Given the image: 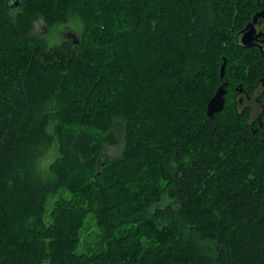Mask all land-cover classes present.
Instances as JSON below:
<instances>
[{
  "label": "trees",
  "instance_id": "obj_1",
  "mask_svg": "<svg viewBox=\"0 0 264 264\" xmlns=\"http://www.w3.org/2000/svg\"><path fill=\"white\" fill-rule=\"evenodd\" d=\"M257 7L0 0V264H264V84L256 116L206 114L222 81L264 77L236 44ZM38 19L81 35L50 44Z\"/></svg>",
  "mask_w": 264,
  "mask_h": 264
},
{
  "label": "rangeland",
  "instance_id": "obj_2",
  "mask_svg": "<svg viewBox=\"0 0 264 264\" xmlns=\"http://www.w3.org/2000/svg\"><path fill=\"white\" fill-rule=\"evenodd\" d=\"M33 32L43 34L47 32L46 38L50 42V44L57 43L61 41L63 38H68L67 34H72L73 38L79 37L81 35V25L79 21L77 20H71L67 24L63 25H57L55 27H52L49 29V31H45V26L41 20H37V22H34L33 24ZM233 93L228 91V102L231 101V96ZM54 124H50L47 127V131H52ZM123 146V141L121 138L118 139V142L114 146H108L106 147V154L109 156H116L121 151V148ZM58 157V143L55 139L52 144L44 151L42 152V155L38 159L37 162V171L41 173L43 176H46L48 174V168L50 164H52L55 159ZM168 200L164 199L163 203H167ZM95 232H97L96 228L94 227V224L92 222H89L88 227L85 229L83 236H82V244L86 245L87 243H91L93 235H95Z\"/></svg>",
  "mask_w": 264,
  "mask_h": 264
},
{
  "label": "flooded vegetation",
  "instance_id": "obj_3",
  "mask_svg": "<svg viewBox=\"0 0 264 264\" xmlns=\"http://www.w3.org/2000/svg\"><path fill=\"white\" fill-rule=\"evenodd\" d=\"M256 3L258 7L252 11V14L247 22L251 21L256 13L258 14L259 12L264 11V0H256ZM254 30H255L256 38L254 40L253 46L251 47L243 46L241 44L242 34H240L239 32L236 35V44L242 48L256 49L258 51V54L262 57V60L264 61V16H260V15L256 16V20L254 23ZM222 83H227V82L222 81ZM227 84L225 87L226 88L225 97L226 98L228 97V91H230L231 93H233L231 97L237 110L241 111V109L242 110L249 109L251 111V114L253 113V115L256 116L257 110L260 108L257 94H259V92H261L262 90L264 84V77L259 78L255 83V85L249 87L248 85L244 87L242 86V84L237 83L235 86L231 87V89L230 87L228 89Z\"/></svg>",
  "mask_w": 264,
  "mask_h": 264
},
{
  "label": "water",
  "instance_id": "obj_4",
  "mask_svg": "<svg viewBox=\"0 0 264 264\" xmlns=\"http://www.w3.org/2000/svg\"><path fill=\"white\" fill-rule=\"evenodd\" d=\"M8 2L11 3L13 7L18 6L19 4L22 3V0H8ZM264 16V11L259 12L258 14L256 13L252 20L247 22L244 27L239 31L241 35V44L246 47H251L253 46L254 40L256 38L255 30H254V23L256 20V16ZM67 37H71L70 34H67ZM73 43H76L75 41ZM226 66V59L223 58V61L220 65L219 68V78L222 79L224 77V70ZM227 83H222L220 84L215 93L212 95V97L209 99L207 106H206V114L209 118H213L214 115L218 112H220L225 104V94H226V86ZM259 127H262L261 121H259ZM253 134L257 132V129H254Z\"/></svg>",
  "mask_w": 264,
  "mask_h": 264
}]
</instances>
